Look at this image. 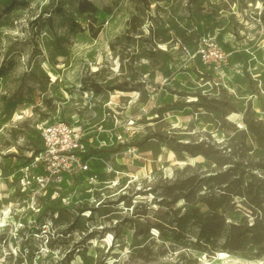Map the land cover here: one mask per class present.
Wrapping results in <instances>:
<instances>
[{"label":"rangeland","instance_id":"rangeland-1","mask_svg":"<svg viewBox=\"0 0 264 264\" xmlns=\"http://www.w3.org/2000/svg\"><path fill=\"white\" fill-rule=\"evenodd\" d=\"M263 11L260 0H0V264H264V172L246 166L242 113L215 98L223 87L264 122ZM57 120L114 151L28 196L37 124ZM186 210L217 224L226 248L202 249L195 224L179 233Z\"/></svg>","mask_w":264,"mask_h":264},{"label":"built area","instance_id":"built-area-1","mask_svg":"<svg viewBox=\"0 0 264 264\" xmlns=\"http://www.w3.org/2000/svg\"><path fill=\"white\" fill-rule=\"evenodd\" d=\"M37 128L42 146L21 168L20 176L21 183L30 188L28 196L32 197L46 191L51 185L60 188L68 185L74 172L90 170L84 154L87 149L82 140L84 136L79 129L62 120L40 122ZM35 184L40 187L37 191Z\"/></svg>","mask_w":264,"mask_h":264},{"label":"trees","instance_id":"trees-1","mask_svg":"<svg viewBox=\"0 0 264 264\" xmlns=\"http://www.w3.org/2000/svg\"><path fill=\"white\" fill-rule=\"evenodd\" d=\"M262 6L264 7V0H260ZM260 17L264 20V11L263 14L260 15ZM195 47H197V40L195 39ZM196 55V54H195ZM196 62V66H202V59L200 58V55H196V58L194 60ZM125 87V86H124ZM218 95L216 98V102L220 103L223 107L226 108V110L230 111H235V112H241L242 113V118L241 121L244 125L241 129H238L237 131L241 133L243 136V140L241 141L242 144H244V140L246 137L250 138V140L253 143L254 148L251 151L252 156L254 157L255 161L252 162H246L251 170L252 168L259 169L264 172V122L261 118H256L254 117L253 114H250V110H242L241 107L234 106L231 103V100L227 97L226 91L223 87H218ZM196 100L189 102L190 104H196L197 106H203V99H205V96L196 94ZM214 98V99H215ZM223 99H225L223 101ZM237 129V127H236ZM246 133H245V131ZM160 134H151L150 136L146 137H159ZM82 140L86 142V138L83 137ZM129 145L130 143L127 142L125 143ZM237 145V144H236ZM251 150V148H250ZM87 152H85V156L89 154V152H111L114 150H110V148L107 147H100L98 150L91 149L88 147L86 149ZM35 153L37 151H34ZM129 169H133V167H130ZM252 176H255V173L250 172ZM264 179V178H262ZM250 184L248 185L247 188L249 187ZM224 190V189H223ZM231 192V191H230ZM223 194V193H222ZM183 199L185 201H188V196L187 195H182ZM120 201H125V196L124 195H119L117 198L116 202ZM251 203L253 205H256L255 200L252 199ZM90 210L87 206H81L77 207L76 211L77 212H84L85 210ZM176 220V227L179 229V233H185L186 227L190 225H197V232H196V240L200 241L202 243L201 248L206 250L209 248V251H214L216 248H226V246L221 245L219 246L217 243V238L220 236V231H219V226L215 223H213L209 218H204V219H199V217L193 213L191 210H186L182 214L178 215ZM257 221V219H256ZM256 221L252 223L248 229L254 228L256 226ZM73 224V222H72ZM74 227V224L71 226ZM264 227V226H262ZM248 231V230H247Z\"/></svg>","mask_w":264,"mask_h":264},{"label":"bare ground","instance_id":"bare-ground-1","mask_svg":"<svg viewBox=\"0 0 264 264\" xmlns=\"http://www.w3.org/2000/svg\"><path fill=\"white\" fill-rule=\"evenodd\" d=\"M48 67V66H47ZM49 75H51L52 77H54V73L52 72V71H49ZM56 75V74H55ZM116 92H118V93H122V91L121 90H118L117 89V91ZM116 96V95H115ZM18 113H16L15 115H17ZM17 117H19V115H17ZM218 252H220L221 254H220V258H223V257H225L226 256V253L224 252V251H218Z\"/></svg>","mask_w":264,"mask_h":264}]
</instances>
